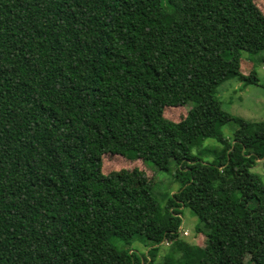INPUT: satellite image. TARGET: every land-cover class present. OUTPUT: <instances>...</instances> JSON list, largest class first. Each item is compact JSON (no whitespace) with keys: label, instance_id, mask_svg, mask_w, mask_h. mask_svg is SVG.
<instances>
[{"label":"trees","instance_id":"obj_1","mask_svg":"<svg viewBox=\"0 0 264 264\" xmlns=\"http://www.w3.org/2000/svg\"><path fill=\"white\" fill-rule=\"evenodd\" d=\"M258 7L0 0V264H140L128 245L145 230L170 242L163 264H264V181L252 171L264 120L232 115L215 95L228 79L258 82L240 68L241 51L264 50ZM169 106L185 116L166 118ZM205 139L217 142L213 160L192 153ZM106 153L175 163L176 191L158 199L139 169L105 173ZM184 208L201 251L178 245Z\"/></svg>","mask_w":264,"mask_h":264},{"label":"rangeland","instance_id":"obj_2","mask_svg":"<svg viewBox=\"0 0 264 264\" xmlns=\"http://www.w3.org/2000/svg\"><path fill=\"white\" fill-rule=\"evenodd\" d=\"M256 3L264 14V0H256ZM261 57H264V50L259 51L257 54L241 51V72L248 74L254 67L258 76L257 84L243 85L240 81L228 79L220 83L215 91L216 97L221 102L222 109L248 121L264 120V62L259 61ZM185 114L186 109L182 107L169 106L163 109V115L170 120H179ZM235 129L234 123H230L222 127V133L224 137L231 140ZM216 145L217 142L214 140L205 139L202 145L192 147V153L202 158L203 161L213 160L212 149ZM102 165L105 173L118 171L117 173L123 176L128 175L127 171L139 169L143 173L145 182L152 184L151 192L158 199L163 194L175 192L178 187V183L173 180L171 175V168H175V163L173 162H171L168 171H163L144 165L140 159L129 160L119 155L106 153L102 156ZM252 171L258 173L264 181V156L256 160ZM196 222L197 218L190 209H182L178 245L187 250L194 248L197 251H201L206 245V237L202 233L196 232ZM144 236H146V239L143 236H135L130 240L128 247L132 248L138 256H145L146 260H143L140 264H163V258L169 251L170 242L160 239L151 230H145ZM115 242L118 244L116 240ZM151 243L158 244V249L154 257L148 261L149 255H146V252L150 248ZM248 259L249 256L247 255L238 257V261L241 264H251L248 263Z\"/></svg>","mask_w":264,"mask_h":264}]
</instances>
